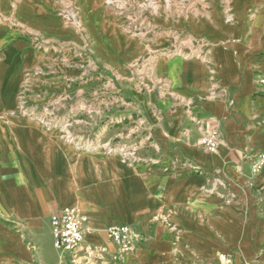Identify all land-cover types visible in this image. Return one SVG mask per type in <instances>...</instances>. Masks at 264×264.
<instances>
[{
  "label": "crops",
  "instance_id": "1",
  "mask_svg": "<svg viewBox=\"0 0 264 264\" xmlns=\"http://www.w3.org/2000/svg\"><path fill=\"white\" fill-rule=\"evenodd\" d=\"M78 2L95 52L134 101L119 110V131L151 144L138 152L148 161L133 168L93 161L37 122L8 117L23 78L51 61L23 36L69 42L71 30L56 15L57 0H0V264H70L51 230V217L67 206L87 217L82 249L115 254L105 238L111 225L138 233L115 264H224L219 254L231 264H264V159L252 172L264 154V0L235 1L242 21L260 6L254 21L226 26L217 16L213 26L196 27L227 41L213 49L211 66L160 59L145 95L124 79L139 45L118 38L97 0ZM216 127L222 144L205 153L199 140Z\"/></svg>",
  "mask_w": 264,
  "mask_h": 264
},
{
  "label": "rangeland",
  "instance_id": "2",
  "mask_svg": "<svg viewBox=\"0 0 264 264\" xmlns=\"http://www.w3.org/2000/svg\"><path fill=\"white\" fill-rule=\"evenodd\" d=\"M97 1L112 18L109 28L118 38L140 47L138 55L126 64L124 79L142 95L153 92L160 59L211 66L213 49L227 41H214L207 33L195 31L196 27L213 26L217 16L226 26L245 24L254 21L260 7L253 5L242 21L235 14L236 0ZM57 4L56 15L71 30V40L61 42L33 32L23 36L30 51L51 61L34 67L23 78L8 117L37 122L42 130L60 136L73 152L93 161L101 156L116 159L127 168L143 165L140 163L148 160L138 152L151 144L132 139L133 133L119 131L123 124L119 110L133 99L123 96L120 78L95 52L78 0H57Z\"/></svg>",
  "mask_w": 264,
  "mask_h": 264
},
{
  "label": "built area",
  "instance_id": "3",
  "mask_svg": "<svg viewBox=\"0 0 264 264\" xmlns=\"http://www.w3.org/2000/svg\"><path fill=\"white\" fill-rule=\"evenodd\" d=\"M260 83L264 86V79ZM222 139L220 128H206L199 140V145L205 153L213 154L222 144ZM263 159L264 154L252 166V172L260 171ZM192 170L196 173L200 171L198 167H193ZM86 222L87 217L78 208L72 206L62 208L51 217L53 246L62 258L70 257V264H115L131 251L134 242L140 238L133 228L115 224L105 230L106 241L116 247L115 254L108 255V250L104 246H86L82 249ZM232 259L231 255L219 254L218 256V260L224 264H231Z\"/></svg>",
  "mask_w": 264,
  "mask_h": 264
}]
</instances>
